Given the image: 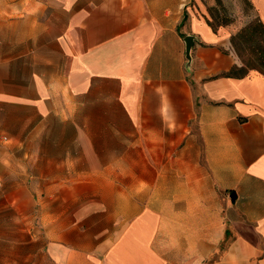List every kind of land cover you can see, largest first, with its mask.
Listing matches in <instances>:
<instances>
[{"label":"crops","instance_id":"0c3cea01","mask_svg":"<svg viewBox=\"0 0 264 264\" xmlns=\"http://www.w3.org/2000/svg\"><path fill=\"white\" fill-rule=\"evenodd\" d=\"M195 2L0 0V111L56 125L21 154L54 264H264V75Z\"/></svg>","mask_w":264,"mask_h":264},{"label":"rangeland","instance_id":"374dc122","mask_svg":"<svg viewBox=\"0 0 264 264\" xmlns=\"http://www.w3.org/2000/svg\"><path fill=\"white\" fill-rule=\"evenodd\" d=\"M195 1L197 0H191L190 5H195ZM200 1L203 8L207 9L213 25L227 22L239 23L245 27L257 21L255 12L247 7L245 0ZM196 8L200 11L197 6ZM10 48L14 49L13 54L22 49V47L3 46L2 51L8 53ZM238 51L241 56L233 49L241 65L247 60L258 62V48L252 42L241 40ZM13 113L12 109L0 111V114L4 115L0 116V264H54L49 254L52 240L47 235L52 228L51 221H41L37 217L42 207L36 204L38 197L35 194H39V191L35 189L36 185L30 179L33 174L24 172L21 154L31 148L50 146L51 143L46 141V136H41V140L39 138L30 140V138L37 134L41 135L42 132L47 131V127L53 130L56 125L40 123L37 117L36 124L32 126H16L11 116ZM15 113L20 115L23 112ZM57 125L61 129V124ZM19 130L25 132L22 131L21 134ZM19 137L22 143L15 142V138ZM23 139L26 141H22Z\"/></svg>","mask_w":264,"mask_h":264},{"label":"trees","instance_id":"16d2710c","mask_svg":"<svg viewBox=\"0 0 264 264\" xmlns=\"http://www.w3.org/2000/svg\"><path fill=\"white\" fill-rule=\"evenodd\" d=\"M245 1L249 9L253 8L251 4L248 2V0ZM208 24L213 26L214 29L215 26L209 20H208ZM225 24H229V23L224 22L218 25L220 26ZM263 36H264V25L258 20V18L255 24H249L241 28L236 32V34L231 36L232 47L234 51L238 53L240 56L241 54L238 51V44L241 40H246L250 43L252 42L253 44H255L256 47L258 48L259 56H258V62H256V60L243 61L240 67L231 68L229 72L224 74L225 76L242 77L246 75L249 71H252V69L257 70L264 75V37Z\"/></svg>","mask_w":264,"mask_h":264},{"label":"water","instance_id":"95a60500","mask_svg":"<svg viewBox=\"0 0 264 264\" xmlns=\"http://www.w3.org/2000/svg\"><path fill=\"white\" fill-rule=\"evenodd\" d=\"M184 40H185V44H186L187 59L190 60L191 59L190 50H191V47L193 45V36L192 35L186 36L184 38Z\"/></svg>","mask_w":264,"mask_h":264}]
</instances>
